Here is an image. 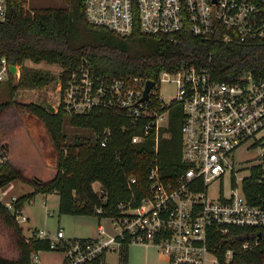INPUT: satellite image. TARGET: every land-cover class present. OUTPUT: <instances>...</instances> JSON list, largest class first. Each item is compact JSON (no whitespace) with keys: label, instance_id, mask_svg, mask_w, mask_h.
Returning <instances> with one entry per match:
<instances>
[{"label":"built area","instance_id":"2783aa9c","mask_svg":"<svg viewBox=\"0 0 264 264\" xmlns=\"http://www.w3.org/2000/svg\"><path fill=\"white\" fill-rule=\"evenodd\" d=\"M8 5L9 0H0V20L6 19ZM84 14L90 24L123 36L138 29L174 41L185 33L225 43L264 39V0H85ZM10 64L6 57L1 58L0 85L11 74ZM149 80L144 76H99L83 63L69 73L65 86L60 81L59 104L66 110H116L122 130L138 129L131 141L154 140L156 154L160 140L170 136V105H182L184 115L183 167L164 178L155 161L148 194L140 199L133 194L119 202L115 215L96 208L113 222L112 232L100 223L95 238H67L62 228L53 235L38 233L50 238L51 250L65 254L63 264H127L125 251L130 244L156 247L168 264H221L225 245V261L232 258V240L224 238L234 228L264 227V206L248 200L235 169V153L240 147L264 143V76L247 71L238 79L221 80L210 68L183 61L175 70H162L143 99ZM163 82L176 84L169 100L160 93ZM95 137L107 146L113 129L106 127ZM5 160V152L0 150V164ZM227 174L229 191L220 189L212 196L210 186L223 182ZM128 181L132 188L136 177L129 176ZM8 194V188H0L2 201ZM16 198L5 202L11 210ZM236 234L245 237L241 249H250L251 239L258 244V237ZM36 258L34 253L33 260Z\"/></svg>","mask_w":264,"mask_h":264},{"label":"trees","instance_id":"16d2710c","mask_svg":"<svg viewBox=\"0 0 264 264\" xmlns=\"http://www.w3.org/2000/svg\"><path fill=\"white\" fill-rule=\"evenodd\" d=\"M84 1L74 0V8L70 10L65 7L26 9L25 0H9L7 17L0 20V60L6 57L9 63L22 68L27 60L60 64L62 87L69 73L83 63L94 74L108 78L144 76L156 81L162 70H175L183 61L208 67L221 80L238 79L247 71L264 76V39L225 43L219 38L207 41L185 33L174 41L138 29L123 36L90 24L84 14ZM78 28L90 32L93 41L76 44L74 32ZM20 78H24L23 72ZM14 79L15 76L10 74L0 85L6 84V95L9 96L0 103V111L14 106L38 116L57 151V166L50 180L28 177L8 158L9 146L0 140V150L6 155L5 162L0 164V188L8 187L16 180L34 187L32 192L16 198L13 210L0 199V218L13 230L18 249L13 259L0 255V264H33L34 253L51 250L50 238L38 236L35 230L27 237L18 220L25 203L31 202L38 193L57 192L61 214L96 215L101 219L103 215L97 213L96 208H103L106 215H115L119 202L128 200L133 194L138 199L148 194L153 162L159 163L164 178L174 175L178 166L183 167L181 126L184 115L179 103L170 105V136L160 140L156 154L154 140L131 141L138 129L122 130L121 116L116 110L93 109L76 113L66 110L63 103L56 110L37 102L22 103L14 98L19 87L13 83ZM51 80L52 77L39 70L34 71L31 78L37 86ZM66 122L74 128L87 130L90 135L75 136L68 142L64 131ZM122 122L128 125L130 120ZM106 127L113 129V138L107 146H102L95 134ZM263 174L261 164L253 165L251 174L242 182L248 200L264 206ZM129 176L136 177L132 188L129 187ZM96 182L101 185L100 191L94 188ZM232 233L224 238L232 240V258L225 261L223 254L228 247L225 245L220 253L221 264H264V227L234 228ZM236 233L258 237V244L251 239L252 247L241 249L245 237ZM125 257L128 264V249Z\"/></svg>","mask_w":264,"mask_h":264},{"label":"rangeland","instance_id":"374dc122","mask_svg":"<svg viewBox=\"0 0 264 264\" xmlns=\"http://www.w3.org/2000/svg\"><path fill=\"white\" fill-rule=\"evenodd\" d=\"M24 5L26 9L65 7L73 10L74 0H25ZM92 41L93 35L90 32L80 28L75 30L74 42L76 44L90 43ZM18 67L19 72L15 76L13 83L19 87L15 92L14 98L22 103L37 102L56 110L60 101L59 75L62 71L61 65L45 61L35 63L27 60L23 68L21 66ZM37 70L52 77L51 82L40 86L33 85L31 78L34 71ZM22 72L24 78L21 80L20 76ZM6 87V84L0 87V103L9 97L8 94L6 95ZM175 90L176 84L174 82H163L160 93L166 100H169L175 94ZM30 115H32L30 112L14 106L0 111V140L2 143L8 144L9 152H12L15 164L20 169H23L28 177L37 174L38 176L35 177L47 181L51 172L42 163L41 155L45 153L52 163L55 162V165H52V167H55L56 171L57 151L51 139L50 143L49 139L42 137V135L36 132L31 117H28ZM32 116L34 117V115ZM64 131L67 134L68 142H72L75 136L83 137L90 135V132L87 130L74 128L67 122ZM263 155L264 143L254 146L246 144L236 151L235 169L239 183H242L243 178L251 174V167L253 165L261 164L264 171ZM16 181L19 182V180ZM230 183V174H227L223 182L216 181L211 185L209 192L212 196H217L220 189L228 192ZM94 188L100 191V183L96 182ZM33 189L34 187L30 184L18 183L16 188L9 192L8 196L3 197V201L8 202L13 195L15 197L18 195L17 197H19L31 192ZM59 203V196L56 193L51 194L48 200H46L44 194L40 193L34 200L27 202V209L24 210V215L28 216L30 220L23 221V214L19 215L20 217L18 218L21 226L24 227V234L29 237L34 233L30 227L31 223L35 224L39 229L45 230L50 235L56 234L59 227H62L67 238H95L98 236V226L100 223L104 225L108 232L113 231V222L108 220V218L102 217L99 219L96 215L61 214L59 212ZM59 252L61 251L41 252L39 260L42 261V259L47 258L51 259L52 264H57L62 256ZM17 254L18 249L13 230L8 228L0 218V255L13 259ZM128 255V264H168L160 251L154 246L147 247L139 244H130L128 246ZM113 257L114 255H111V258Z\"/></svg>","mask_w":264,"mask_h":264},{"label":"crops","instance_id":"0c3cea01","mask_svg":"<svg viewBox=\"0 0 264 264\" xmlns=\"http://www.w3.org/2000/svg\"><path fill=\"white\" fill-rule=\"evenodd\" d=\"M32 114V113H31ZM32 115H34V114H32ZM32 115H30V116H28V117H31V120H32V123H33V125L35 126V128H36V132L37 133H39L40 135H42V137H45L46 139H51V137H50V135H49V133H48V131H47V129L45 128V125H44V123H43V121L38 117V116H36V115H34V117L32 116ZM50 143H51V140H50ZM53 143V142H52ZM9 159L10 160H12L13 161V163L15 164V160H13L14 159V157H13V155H12V152L10 151L9 152ZM41 159H42V163L46 166V167H48V168H46V169H48V171H50L51 173V175H50V177H49V179H47V180H50V178H52L54 175H55V167H52V165L54 166L55 164V162L54 163H52V161H50L49 160V158H48V156L45 154V153H42V155H41ZM16 165V164H15ZM38 173V172H37ZM26 176H28V175H26ZM31 177L32 176H38L37 174H34V175H30ZM22 182V181H21ZM20 181L19 182H17V181H13L8 187H6V188H8V191L9 192H11L12 190H14L15 188H16V186L18 185V183H21ZM22 183H24V182H22ZM25 184H28V183H25ZM33 191V190H32ZM31 191V192H32ZM53 193H56V194H58L57 192H53ZM53 193H41V194H44L45 195V198H46V200H48V199H50V195L51 194H53ZM38 194H40V193H38ZM37 194V195H38ZM9 195V194H8ZM36 195V196H37ZM13 196H15V195H13ZM18 196V195H17ZM16 196V197H17ZM36 196L34 197V199L36 198ZM58 196H59V194H58ZM33 199V200H34ZM59 200H60V197H59ZM33 203V202H32ZM25 209H27V202L25 203V205H24V207H23V209H22V216L23 217H25L26 219H24V218H22V220L24 221V220H26V221H28V220H30V218L28 217V216H26V215H24V210ZM20 217V216H19ZM18 217V218H19ZM30 227L33 229V231L32 232H34V230L36 231V233H38V232H41V231H45V230H42V229H39L35 224H33V223H31V225H30ZM24 228V227H23ZM60 228H62V227H59V229ZM145 246V245H144ZM148 247V246H147ZM52 250H43V251H39V252H37L36 253V256H37V258L35 259V260H33V264H52L51 263V259H47V258H44V259H42V261H40L39 260V254L41 253V252H48V253H50ZM59 253H61L62 254V256L60 257V259H59V262L57 263V264H63V262H64V259H65V254L61 251V252H59Z\"/></svg>","mask_w":264,"mask_h":264},{"label":"water","instance_id":"95a60500","mask_svg":"<svg viewBox=\"0 0 264 264\" xmlns=\"http://www.w3.org/2000/svg\"><path fill=\"white\" fill-rule=\"evenodd\" d=\"M10 70H11V74L16 76L17 73H18V67L17 65L15 64H10ZM154 85V82L149 80L147 82V86H146V89H145V93H144V96H143V99H146L147 96H148V93H149V90L152 88V86Z\"/></svg>","mask_w":264,"mask_h":264},{"label":"bare ground","instance_id":"6f19581e","mask_svg":"<svg viewBox=\"0 0 264 264\" xmlns=\"http://www.w3.org/2000/svg\"><path fill=\"white\" fill-rule=\"evenodd\" d=\"M152 81V80H151Z\"/></svg>","mask_w":264,"mask_h":264}]
</instances>
